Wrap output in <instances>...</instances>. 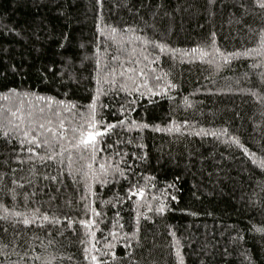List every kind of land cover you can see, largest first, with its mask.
Listing matches in <instances>:
<instances>
[{"label": "trees", "instance_id": "1", "mask_svg": "<svg viewBox=\"0 0 264 264\" xmlns=\"http://www.w3.org/2000/svg\"><path fill=\"white\" fill-rule=\"evenodd\" d=\"M0 264H264V0H0Z\"/></svg>", "mask_w": 264, "mask_h": 264}]
</instances>
